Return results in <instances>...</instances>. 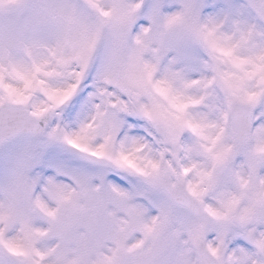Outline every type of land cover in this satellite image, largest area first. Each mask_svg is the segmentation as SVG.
<instances>
[{
  "label": "snow or ice",
  "instance_id": "snow-or-ice-1",
  "mask_svg": "<svg viewBox=\"0 0 264 264\" xmlns=\"http://www.w3.org/2000/svg\"><path fill=\"white\" fill-rule=\"evenodd\" d=\"M0 264H264V0H0Z\"/></svg>",
  "mask_w": 264,
  "mask_h": 264
}]
</instances>
